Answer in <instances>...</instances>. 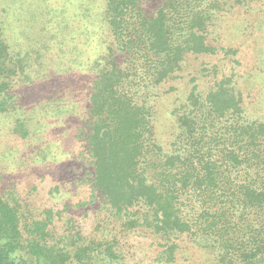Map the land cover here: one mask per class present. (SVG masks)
I'll return each instance as SVG.
<instances>
[{"label": "trees", "instance_id": "1", "mask_svg": "<svg viewBox=\"0 0 264 264\" xmlns=\"http://www.w3.org/2000/svg\"><path fill=\"white\" fill-rule=\"evenodd\" d=\"M105 3L111 41L108 56L92 67L79 137L90 192L100 194L115 228L103 238L73 232L69 206L38 215L32 204L0 195V264H125L122 240L131 233L169 243L192 238L217 250L220 264H264V123L247 117L233 79L217 78L205 90L194 86L168 113L171 140L158 137V91L177 79L188 59L219 54L215 25L226 3ZM19 64L0 18V115L14 112L12 85L25 72ZM63 102L47 114L62 115ZM23 127L20 122L17 129ZM176 249L172 244L161 252L160 261L175 262Z\"/></svg>", "mask_w": 264, "mask_h": 264}, {"label": "rangeland", "instance_id": "2", "mask_svg": "<svg viewBox=\"0 0 264 264\" xmlns=\"http://www.w3.org/2000/svg\"><path fill=\"white\" fill-rule=\"evenodd\" d=\"M218 1L226 3L215 25L221 29L219 54L188 59L177 79L158 91L161 143L173 135L168 113L174 103L194 86L205 90L217 78L231 77L247 117L264 123V0L250 5ZM105 5V0H0L6 43L25 69L12 85L16 95L9 108L14 112L0 115V195L32 204L38 215L52 206L56 212L69 206L65 215L75 222L69 225L72 231L101 238L105 230H114V222L100 194L90 192L91 171L79 134L87 121L92 67L108 56ZM61 100L62 115L47 114ZM20 122L23 130L17 129ZM122 241L125 264H220L217 250H205L185 236L169 243L131 233ZM172 244L177 260L161 262V252Z\"/></svg>", "mask_w": 264, "mask_h": 264}]
</instances>
